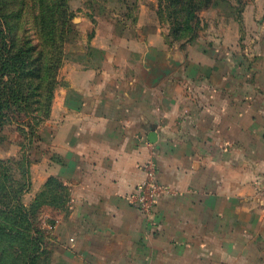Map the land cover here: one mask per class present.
Listing matches in <instances>:
<instances>
[{
	"label": "crops",
	"instance_id": "obj_1",
	"mask_svg": "<svg viewBox=\"0 0 264 264\" xmlns=\"http://www.w3.org/2000/svg\"><path fill=\"white\" fill-rule=\"evenodd\" d=\"M245 2L182 47L141 20L65 43L27 193L69 187L54 264H264V0Z\"/></svg>",
	"mask_w": 264,
	"mask_h": 264
},
{
	"label": "trees",
	"instance_id": "obj_2",
	"mask_svg": "<svg viewBox=\"0 0 264 264\" xmlns=\"http://www.w3.org/2000/svg\"><path fill=\"white\" fill-rule=\"evenodd\" d=\"M212 2L213 0H159L160 16L169 18L171 34L192 41L196 35V27H193L200 19L199 12L209 8ZM50 5L48 13L37 17V25L40 24V28L47 29V38L43 37L42 30L41 32L39 30L38 39H41L42 43L38 40L39 42L32 47L21 48L18 55L11 56L9 53L12 49L0 46V144L5 140L1 135V128L10 115L7 109H11L12 113H20L17 121L26 123L30 129L28 132L24 131L27 139H30V136L34 137L38 132L34 125L25 120L30 117L28 100L31 102L27 89L37 92L34 95V102L37 104L34 113L41 111L44 94L47 96L46 106L51 112L58 85V73L64 57L63 45L67 40L65 29L63 31L61 27H65L67 20L62 18V11L65 12L66 9L63 0H53ZM45 42L49 43L52 52L46 51ZM38 136L40 139V133ZM23 160L28 166L24 172L27 178L25 183L12 177L11 168L9 165L6 166V162L12 161L8 159L5 162V159L0 158V264L6 263V256L14 237L27 240L30 245L33 243L31 254L22 264H38L36 259L46 257L50 245L55 243V230L60 218L63 214L69 213V187L56 176H51L46 181L30 205L22 204L21 198L30 190L32 184L30 169L32 159L27 156ZM5 167H8L9 171L4 169ZM45 209H48V213L43 216ZM18 247L19 250L16 252H20L19 256H25L22 254V246L19 244Z\"/></svg>",
	"mask_w": 264,
	"mask_h": 264
},
{
	"label": "rangeland",
	"instance_id": "obj_3",
	"mask_svg": "<svg viewBox=\"0 0 264 264\" xmlns=\"http://www.w3.org/2000/svg\"><path fill=\"white\" fill-rule=\"evenodd\" d=\"M51 1L53 0H0V14H2L0 16V46L12 49L9 56L12 54L18 55L21 48L32 47V45L39 42L38 40L42 43L41 39H38L39 30L40 32L42 30V36L47 38V29L43 27L40 28V24L39 26L37 25V17L41 15L44 16L43 14L49 12ZM63 1L66 4V9L65 12L62 11V18H65L67 23L65 27L62 26L61 28L62 30L65 29V31H63L67 39L66 42L77 39L83 33L81 32V27L85 22L89 24V26L85 27L87 32L84 30L86 33L84 32L83 35L86 34L89 37L95 33L98 25L109 30L112 26L120 27L123 25H135L139 23L140 20L149 29L152 27H159L162 31L161 39L170 47H182L185 43L189 42L186 41L184 37H176L174 34H171L169 29V18L160 16L159 0ZM237 2L239 5H236V8L233 10L231 5L220 3L218 0H213L209 8L199 12V22L193 27H196V35L193 40L205 38L208 29L215 25L223 23L226 26H230L231 21H238L240 18H237V16L241 13V9L246 7L247 2H245V0H237ZM218 5L220 6V9L212 11L213 9L215 10ZM45 44L46 51L48 52L49 50V52H52L49 43L45 42ZM7 57L8 55L6 58ZM60 57L62 59V54ZM27 91L29 92L28 97L30 96L31 100V102L28 100L30 117H27L25 120H28L30 124L34 125L38 132L34 137L30 136V139H27L24 131L28 132L30 129L26 123L17 121L20 113H12L11 109H7L6 111H8V114L10 115H6L7 118L5 117V125L1 128V135L5 140L0 144V158L3 160L5 159V162L8 159L12 161L11 163L6 162V166L9 165V168H11V174L13 175L11 176L15 178L16 181L23 183L27 182L24 172L28 169L23 158L28 156L32 159V164L40 158L41 151L39 148L41 138L39 139L38 134L43 128L47 129V120L50 117V111L45 103L47 96L45 94L43 95L44 105L41 111L34 113L37 108V104L34 102V95L37 94V92L30 91L29 89H27ZM9 168L5 167L4 169L9 171ZM28 192L22 196V204L30 205L34 201L35 197L27 195ZM47 210L48 209H45V211H43V216L48 213ZM19 244L22 246V254L25 256H19L20 252H16L19 250ZM10 246L5 264H22L24 259L31 254L33 243L30 245L27 243V240L23 241L14 237L12 238ZM54 257L55 243L53 242V244L50 245L49 254L41 260H38L37 258L36 261H38V264H54Z\"/></svg>",
	"mask_w": 264,
	"mask_h": 264
},
{
	"label": "built area",
	"instance_id": "obj_4",
	"mask_svg": "<svg viewBox=\"0 0 264 264\" xmlns=\"http://www.w3.org/2000/svg\"><path fill=\"white\" fill-rule=\"evenodd\" d=\"M148 178L132 195V203L144 213H150L157 202L158 196L164 191L156 179V168L150 163L146 166Z\"/></svg>",
	"mask_w": 264,
	"mask_h": 264
},
{
	"label": "water",
	"instance_id": "obj_5",
	"mask_svg": "<svg viewBox=\"0 0 264 264\" xmlns=\"http://www.w3.org/2000/svg\"><path fill=\"white\" fill-rule=\"evenodd\" d=\"M154 136V137H153ZM156 140V134H152V138H151V141L154 142Z\"/></svg>",
	"mask_w": 264,
	"mask_h": 264
}]
</instances>
